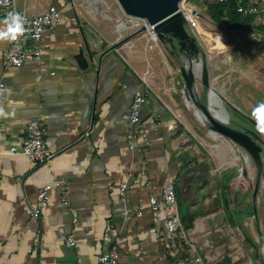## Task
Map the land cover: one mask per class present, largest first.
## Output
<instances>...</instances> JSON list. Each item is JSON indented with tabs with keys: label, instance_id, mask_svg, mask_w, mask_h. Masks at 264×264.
Wrapping results in <instances>:
<instances>
[{
	"label": "crops",
	"instance_id": "0c3cea01",
	"mask_svg": "<svg viewBox=\"0 0 264 264\" xmlns=\"http://www.w3.org/2000/svg\"><path fill=\"white\" fill-rule=\"evenodd\" d=\"M50 5L61 11L62 20L43 32L39 61L6 68L2 53L10 42L0 41V106L10 113L0 118V264H95L115 238L120 264H193L185 261L189 254L208 264H261L264 174L259 176L253 161L227 139L207 131L214 146L202 140L196 118L204 121L179 96L181 90L187 93L179 75L184 59L170 47L166 52L143 45V33L111 49L115 37L93 27L67 0L17 3L32 15ZM251 29L264 41L263 31ZM198 45V58L204 59ZM261 48L258 58L264 61ZM223 52L219 46L206 53L209 59L219 55L212 60L213 81L220 88L213 91L217 101L210 92V104L228 123L220 103L228 101ZM204 90L198 83L200 99ZM138 92L145 101L130 149L129 106ZM33 118L55 154L39 166L22 154L7 153L21 147ZM243 163L246 172L238 178ZM168 178L182 224L189 226L190 253L182 243L172 248L163 240L164 209L149 208L150 197L161 203ZM122 183L127 184L124 202ZM45 184L51 185L49 200L37 221L30 208ZM38 230L41 251L34 250ZM68 235L73 247L65 244Z\"/></svg>",
	"mask_w": 264,
	"mask_h": 264
},
{
	"label": "built area",
	"instance_id": "2783aa9c",
	"mask_svg": "<svg viewBox=\"0 0 264 264\" xmlns=\"http://www.w3.org/2000/svg\"><path fill=\"white\" fill-rule=\"evenodd\" d=\"M19 0H8L7 5L0 3V20H2L9 12H18L26 19L25 27L28 31L24 36H21L16 42H10L8 49L2 53L3 64L6 68L22 67L27 63L39 61L41 51L38 42L45 30L54 28L62 20V14L55 6H48L43 12L38 14H28L23 10L18 9L17 3ZM224 1V0H219ZM236 12L243 18H252L257 25L264 26V3L261 0H233ZM185 17L186 29L190 35L195 37L197 34L201 36V18L200 15L194 14L190 9L182 12ZM146 26V32L155 37L152 27L148 26L146 20L125 15V20L121 21L119 26L125 29L137 30L141 26ZM202 37V36H201ZM155 41V42H156ZM4 90V83L0 82V94ZM145 101L143 93H136L129 106L128 117V132L127 140L129 148H133V129L140 126V109ZM188 103L187 99L185 100ZM85 133L84 136H87ZM45 131L42 124L37 118L31 119L26 125L25 139L20 148H11L7 151L9 154H22L34 165H44L51 161L54 153L50 151L44 141ZM1 153V151H0ZM243 169L238 171V178L242 175ZM127 184L122 183L119 187V197L122 202L125 201ZM51 190L50 184L43 185L37 194L35 204L30 208V215L34 220H39L42 210L48 203L49 193ZM162 207L165 212L163 240L172 248H176L180 243L188 247L189 253L193 249V241L188 235L187 229L183 226L179 216L178 202L175 193L173 180L168 178L163 186L162 201L159 203L154 197L149 199V208L157 210ZM141 209L138 211L140 215ZM40 231H37V239L35 240L34 250L41 251L42 247L38 240ZM118 238H115L114 243L109 250L95 257V264H120L118 261L117 250ZM65 244L69 247L75 245L72 235H68ZM191 260L193 264H208V261L199 255H191L185 258V261Z\"/></svg>",
	"mask_w": 264,
	"mask_h": 264
},
{
	"label": "rangeland",
	"instance_id": "374dc122",
	"mask_svg": "<svg viewBox=\"0 0 264 264\" xmlns=\"http://www.w3.org/2000/svg\"><path fill=\"white\" fill-rule=\"evenodd\" d=\"M212 1L213 0H183L179 4V9L181 12L190 9L191 11H197L200 15L202 25L201 33H204V35L201 34V37L197 34L195 37L200 41L201 51H205V53L203 54L204 59L200 56L198 58L199 60L196 61L197 64H200V67L198 66L197 68L199 71L196 69L195 72L197 74L196 76L201 78L202 68L206 66L207 71H209L211 86L216 94L219 93L220 87L218 83L215 84L216 82L213 81L214 63L216 62L212 60V58L214 59L215 56H217L216 58L218 59L219 55L211 54V59H209L210 57L207 56L206 52L209 47L217 48L221 46L223 47V51L226 52L225 54H227L228 62L225 66H222V69L225 70V72L227 71V76L223 78L227 85L228 101H226L227 103L219 101L225 111L226 117L228 116V125L233 129L239 130L241 121L243 120L240 114L243 112L245 115L250 116L252 108L257 103L264 102V61L260 60L262 57V51L260 49H262L261 47L264 45V41L260 39L256 33L251 35L253 29L229 30L222 25H215L207 14L208 5ZM67 2L73 4V9L84 16L93 27L106 33L109 37H115L116 41L121 42V44L129 41L128 36L136 31L134 29H125L119 26L121 21L125 20V14L116 0H67ZM261 2L264 3V0H261ZM253 27L254 29H260L264 32V29L258 27L255 23H253ZM142 36L143 45H148L150 49L159 47L166 52L171 50L168 49L170 47L168 44L159 41L155 42L149 39L150 35L147 32H145V34L143 33ZM259 55L260 58H258ZM174 61L175 58H172V61L168 62L170 67L173 65ZM168 78H171V76ZM213 91L212 93H214ZM179 92V96L183 98V104H185L187 93L183 90ZM203 92L205 94V90ZM197 95L199 97L200 92L198 93L197 91ZM228 104L231 105L230 108ZM232 106L238 107L242 112ZM188 109L192 113L195 111V108L191 105ZM196 120L198 121V125L203 129L202 131H198L202 140L206 142L208 147L214 146L211 136L207 133V131L210 132L208 129V122L205 119L203 123L197 118ZM221 120L227 122V119L224 117H221ZM241 168L246 172L245 163H243ZM262 172L264 174V168ZM261 236L264 237L263 229L261 230ZM257 248L262 260L261 264H264V243H260Z\"/></svg>",
	"mask_w": 264,
	"mask_h": 264
},
{
	"label": "water",
	"instance_id": "95a60500",
	"mask_svg": "<svg viewBox=\"0 0 264 264\" xmlns=\"http://www.w3.org/2000/svg\"><path fill=\"white\" fill-rule=\"evenodd\" d=\"M126 16L136 17L146 20L148 26L156 39L164 44H168L183 61H180L179 71L184 87L187 90L188 103L201 112L204 119L208 122V129L213 136H221L235 146L242 149L246 155L253 161L258 170V175H263V156L264 142L257 137L254 132L239 131L231 128L227 122L217 118L213 113L210 104V92L213 91L211 79L206 66H203L201 78H198L195 70L198 67L196 63L200 48L198 41L188 33L186 21L183 13L179 9V4L183 0H116ZM198 14L197 11H193ZM146 26L131 33L128 38L146 32ZM121 42L111 46V49ZM201 84L205 89L202 99L197 95V84ZM258 186V185H257Z\"/></svg>",
	"mask_w": 264,
	"mask_h": 264
},
{
	"label": "clouds",
	"instance_id": "9594fccd",
	"mask_svg": "<svg viewBox=\"0 0 264 264\" xmlns=\"http://www.w3.org/2000/svg\"><path fill=\"white\" fill-rule=\"evenodd\" d=\"M5 6L8 0H0ZM26 19L18 12H9L3 20H0V41L16 42L24 36L28 29L25 27ZM10 113L0 106V118H6ZM250 118L255 123V130L264 136V102L257 103L250 112Z\"/></svg>",
	"mask_w": 264,
	"mask_h": 264
},
{
	"label": "trees",
	"instance_id": "16d2710c",
	"mask_svg": "<svg viewBox=\"0 0 264 264\" xmlns=\"http://www.w3.org/2000/svg\"><path fill=\"white\" fill-rule=\"evenodd\" d=\"M207 14L215 25H222L229 30H244L254 28L252 18H243L236 12L233 0H224L222 2L219 0H213L208 5ZM258 27H262L264 29V26L262 25H258ZM186 228H189V226H186ZM243 234L245 240L252 244V240L245 230H243Z\"/></svg>",
	"mask_w": 264,
	"mask_h": 264
},
{
	"label": "flooded vegetation",
	"instance_id": "af4514ba",
	"mask_svg": "<svg viewBox=\"0 0 264 264\" xmlns=\"http://www.w3.org/2000/svg\"><path fill=\"white\" fill-rule=\"evenodd\" d=\"M170 48H171V47H170ZM174 52H178V51H177V48L174 50ZM240 116H241V118H242L243 120L241 121L239 131H250V132H254V134H255L257 137H259V139H260L261 141L264 142V136L258 134V133L256 132V130H255V123H254V121H253L251 118H249V117H247V116H244V115H242V114H240ZM243 173L245 174L244 171H243Z\"/></svg>",
	"mask_w": 264,
	"mask_h": 264
},
{
	"label": "bare ground",
	"instance_id": "6f19581e",
	"mask_svg": "<svg viewBox=\"0 0 264 264\" xmlns=\"http://www.w3.org/2000/svg\"><path fill=\"white\" fill-rule=\"evenodd\" d=\"M151 40H152V41H156L154 36L151 37ZM198 66L200 67V64H198ZM197 69H198V68H197ZM211 95H212V99L217 101V99H216V95H215L214 93H212ZM197 114H198L199 119H200L201 121H204V117H203V115H202L200 112H197ZM222 115H223V114H222ZM224 122H225V121H224Z\"/></svg>",
	"mask_w": 264,
	"mask_h": 264
}]
</instances>
